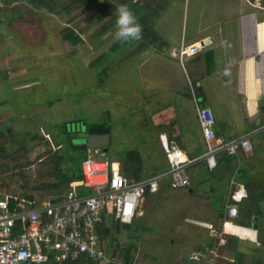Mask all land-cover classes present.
Returning a JSON list of instances; mask_svg holds the SVG:
<instances>
[{
	"label": "rangeland",
	"instance_id": "1",
	"mask_svg": "<svg viewBox=\"0 0 264 264\" xmlns=\"http://www.w3.org/2000/svg\"><path fill=\"white\" fill-rule=\"evenodd\" d=\"M255 1L262 6L263 0ZM139 2L141 7L146 8L145 14L148 12L149 19L152 17L150 28L143 27L144 37L147 38L144 40L151 45L139 48L140 41H136L133 46L114 53L111 69L107 75L100 77L97 71L101 69V64L90 68L89 63L115 41V21L111 28H104L110 24L111 17L90 27L85 24L84 8L72 13L60 10L57 15L46 16L43 12H34L25 4L0 0V125L11 127L17 137L34 126H40L41 133L48 140L51 137V143L55 145L51 134L57 131L58 126L53 127L55 124L82 120L72 124L75 130L76 124L80 127L81 124L107 122L111 125L113 138L112 148L108 151L110 158H119L132 151L142 160L143 175H149L167 163L153 121L158 120L166 127V123L176 119V113L171 108L164 110L161 117L153 118L154 111L172 105L174 101L178 105V117L190 116L194 120V108L196 110L198 103L193 97L196 95L194 81L188 83L190 89L185 87L189 72L186 60L179 57L183 43L178 50H174L177 56L167 45L162 47L159 43L165 40L172 45L186 32L190 34L206 24L216 25L217 21L229 17L230 8H239V3L234 4L232 0ZM229 2L233 3L232 7ZM8 7L13 10L8 12ZM205 10L207 15L204 16ZM10 15L16 16L9 18ZM228 22L227 28H235V20ZM66 27L74 29L82 41L73 45L64 40L62 34ZM153 32L160 37L158 40H154ZM162 79L169 84L167 90L165 87L158 90V85L163 84ZM229 79L230 72L227 79L224 76L215 77L206 92L207 103L213 108L218 123H221L219 126L224 123L226 134L242 130L244 124L242 101L245 95L240 94ZM188 92L192 93L194 101L184 96ZM175 130L179 131L178 126ZM80 135L86 136L84 132ZM82 142L83 139H74V145ZM29 145L31 159L46 149V144L39 147ZM88 150L81 152L87 155ZM201 178H205L204 175L193 171V196L189 194L188 188L191 186L173 189L165 181V187L156 194L151 204L143 200V206L148 208L147 216L138 218L129 229L121 226L118 237L122 245L137 240V249L133 251L137 263L154 264L152 262L157 261L160 264H187L185 260L189 250L187 247L182 250L180 246L185 244L183 238L186 229L193 225L188 226L184 217L199 210L205 212L206 190L213 181L211 179L198 186ZM220 180L218 187L223 189L225 179ZM212 196L211 202L219 206V195ZM189 197L194 203H188L192 209L185 206ZM110 246L111 252L119 251L117 240H111ZM158 249L161 252H157ZM179 254L186 255L185 259L181 261L175 258Z\"/></svg>",
	"mask_w": 264,
	"mask_h": 264
},
{
	"label": "crops",
	"instance_id": "2",
	"mask_svg": "<svg viewBox=\"0 0 264 264\" xmlns=\"http://www.w3.org/2000/svg\"><path fill=\"white\" fill-rule=\"evenodd\" d=\"M232 2L234 4L236 2L239 3V8H233V3L229 2L232 7L229 9L231 14L228 18L225 17L223 20L217 21L215 23L217 26L213 23L202 26L199 25V29H195L193 32L191 31L190 34L186 32L181 36L179 41L176 40L172 45L161 39L165 41L169 50L173 52L175 49L178 50L182 43L190 44L192 42H203L205 39H210L199 53L188 56L185 59L188 64L189 72V79L185 87H189L190 89L188 83L190 80L194 81L196 88L200 86L202 95H200L199 98L198 91L195 89L196 95H193V97L195 96L197 103L198 99L205 100L206 106L211 107L207 103L206 97L207 89L211 86L210 81L215 77L221 78L222 76L227 79V73L230 72V79L228 81L232 82L238 88L240 94L245 95V100L242 101L244 109L243 129L235 131L232 134H226L224 133L226 129L224 123L219 126L221 123H218L219 120L214 115V131L218 137L232 139L233 137L255 130L250 137L253 146L251 154H245L240 151L237 155H233L236 157V164H232L234 167L228 164H219L215 169L211 170L208 168L204 159L195 161L190 166L189 169L205 177L201 178L198 186L211 179L214 182L212 181V184L208 186V191L206 190L205 212L199 210V212H196L199 214L192 212L187 217H184L185 223H187L188 226L193 225L192 228L186 229L187 232L184 234L185 238H183V240L186 245L180 246L182 250L186 247L189 250V254L187 256L185 255L187 257L185 263L187 264H264V109H262L264 108V12H257V10L264 11V6H259L258 1L255 0H232ZM203 12L204 16L207 15L206 10ZM151 18L149 19V25L152 24ZM156 18H158V16H156ZM231 20H235L236 22V26L233 29L227 28L228 21ZM143 34H145V32H142V36ZM143 40L144 37L139 41L142 42ZM148 45L151 44L149 43ZM256 46H258L256 51L259 53L258 64H256V56L253 55L256 53ZM209 51H212L214 58L211 73L207 72L205 56ZM250 59L254 62V77L258 81L259 88V93L257 94L255 105L252 109L249 107L250 99L246 89L248 81L246 80L248 78L247 63ZM202 62L203 64H201ZM161 81L163 84L158 85V90L164 87L165 90H167L169 84H167L164 79ZM154 82L157 83L158 80ZM184 96L188 97L187 94H184ZM191 99L194 101L193 98ZM177 106L178 105H175L173 101L172 105H165V108L161 110L158 108L153 113V118L157 116L161 117L164 110L168 111L171 108H174L176 113V119L166 123L168 124L166 127H162V123L154 119V126L161 125V131H158L160 143L161 137L163 136L167 138L168 141L175 143L190 158L203 155L205 152V143L197 115L194 117V120L190 116L187 118L181 115L180 118L178 117L179 112ZM211 109L213 110L212 107ZM194 111L196 112L195 108ZM177 126L179 128L178 132L175 130ZM255 133L257 134L256 136ZM199 148L200 150L202 149V151H200ZM161 170L162 167L154 172ZM226 177L228 178L226 179ZM221 178L225 179L223 189L218 187ZM231 181H233V183H231ZM164 187L165 184L161 186L160 191H162ZM188 189L190 196H193L194 187L191 186ZM233 191L237 192L235 194L237 196L243 195L244 193H246V196L243 197L240 202H237L238 215L229 218L227 215V205L231 202L230 197ZM159 192L146 195L144 201L151 204L152 200ZM212 195H219V206L216 207V205L213 204L214 202H211L213 201ZM185 202H187L185 205L186 207L187 205L191 207V205L188 204L189 202L194 205L191 197ZM192 208L193 207L189 209ZM147 211L148 208L142 204L139 208V213L136 215V220L140 217L147 216ZM222 213L227 215L224 220L221 218ZM229 220L233 221V223H225ZM145 229H147V227H145ZM223 230L227 232V241L225 244H220L217 233ZM199 250H206L208 256L202 260L192 259V253ZM156 251L161 252V249ZM211 251H216L218 255L215 256ZM179 255H175V258L181 259V261L185 259V256ZM209 258H212V260L210 261ZM152 263L160 264L157 261ZM175 264L179 263L176 262Z\"/></svg>",
	"mask_w": 264,
	"mask_h": 264
},
{
	"label": "built area",
	"instance_id": "3",
	"mask_svg": "<svg viewBox=\"0 0 264 264\" xmlns=\"http://www.w3.org/2000/svg\"><path fill=\"white\" fill-rule=\"evenodd\" d=\"M210 39L182 45L181 60L199 53ZM173 54L175 56L176 52ZM196 115L205 143L203 155L190 158L172 141L161 137L169 168L141 178L129 177L121 163L112 160L103 148H89L82 161L83 177L70 183L58 196L44 198L40 203L25 199L12 201L0 198V264H62L86 256L92 264H121L99 246L97 226L104 214L113 216L114 225L131 223L147 194L156 193L168 181L173 189L190 185V166L204 159L209 169L218 165V155L251 154L250 137L255 132L224 139L214 131L215 117L211 107L196 106ZM233 183V181H231ZM227 205L229 218L238 215V205L246 193L235 195ZM233 221L229 220L225 223ZM227 232L217 233L225 244ZM215 256L216 251H211ZM206 250L194 251L192 259L202 260ZM213 258V257H212ZM212 258H209L211 261Z\"/></svg>",
	"mask_w": 264,
	"mask_h": 264
},
{
	"label": "trees",
	"instance_id": "4",
	"mask_svg": "<svg viewBox=\"0 0 264 264\" xmlns=\"http://www.w3.org/2000/svg\"><path fill=\"white\" fill-rule=\"evenodd\" d=\"M13 1L25 4L31 10H34V12H43L46 16L48 14L57 15L60 10L72 13L80 8H84L86 13L85 24L87 26L92 27L108 17H111L112 22L110 21V24L104 27L107 29L111 28L113 22L116 21L117 7L121 4H127L134 12L138 22L144 27V29L145 27L148 29L150 28V20L147 15L148 12L145 14V7L142 8L140 6V2L137 0H11V2ZM262 5L264 6V0ZM8 8V12L13 10L10 9V7ZM14 16L16 15H10L9 18H14ZM70 20L71 19H69V21ZM142 37H144V34ZM62 38L73 45L82 41V37L70 27H66L63 30ZM153 38L154 40H158L160 37L153 32ZM135 42V40L127 42L115 40L105 51L90 61V68H95L96 65L100 63L101 69H98L97 74L100 77L103 74L107 75L112 66L113 54L133 46ZM148 44V40H143L140 42L139 48H146ZM159 45L163 47L166 43L165 41H162ZM134 50L139 49L135 48ZM205 56L207 72L211 73L214 63L212 51L207 52ZM187 96L192 98V93L188 92ZM198 104L201 107L206 106L205 100L198 99ZM76 121L81 122L82 120H70L53 125V127L58 126L57 131L51 133L54 138L55 145L51 143V137L50 140H48L44 134L41 133L40 126H34L31 130H27L25 133L20 135V137H17L18 135L14 133L11 127L0 125V198L9 196L12 201L25 199L37 204L46 197L61 195L69 189L72 181L79 180L83 177L82 161L87 157V155L86 153L82 154L81 151L84 149L74 145L75 138L71 137L72 133L83 132L82 124L80 127L76 124L75 130L73 129L72 124ZM104 124L108 125L112 131L109 123L106 122ZM92 125L96 124H86L85 126L87 128V126ZM46 126L48 127V125ZM155 128L157 131H161V125H158ZM29 144H33L34 147L46 144V149L37 155L36 158L31 159L29 154V146L31 145ZM111 159L119 161L121 163L122 171L129 177L141 178L145 176L143 175L144 166L142 160H139L132 151L127 152L124 156L122 155L119 158ZM136 159H138V162H136ZM166 162L167 163L162 165L161 171L169 168L168 160ZM234 163L236 164L235 156H229L226 154L218 155V165L228 164L231 166ZM189 172L191 185L193 171L189 169ZM155 173L157 172H152L150 174L152 175ZM226 216L227 215H225V213H222V220H224ZM135 221L136 216L133 218L131 223H118L117 225H114L113 216L111 214H104L103 221L97 226L96 231L98 234L99 246L104 249L115 260V262H119L121 264L137 263V257L133 254V251L137 249V240L135 239L134 241H130L127 245H122L119 242L120 239L118 237L121 233V226L129 229L133 224H135ZM128 238L132 239L130 236ZM111 240H117V248L119 251L114 250L111 252ZM62 264H92V262L84 255L77 260H67Z\"/></svg>",
	"mask_w": 264,
	"mask_h": 264
},
{
	"label": "clouds",
	"instance_id": "5",
	"mask_svg": "<svg viewBox=\"0 0 264 264\" xmlns=\"http://www.w3.org/2000/svg\"><path fill=\"white\" fill-rule=\"evenodd\" d=\"M116 14L114 39L120 42L141 40L143 27L129 6L119 5Z\"/></svg>",
	"mask_w": 264,
	"mask_h": 264
},
{
	"label": "water",
	"instance_id": "6",
	"mask_svg": "<svg viewBox=\"0 0 264 264\" xmlns=\"http://www.w3.org/2000/svg\"><path fill=\"white\" fill-rule=\"evenodd\" d=\"M256 48H258V46L255 47V52L253 55H255L256 57V64H258L259 62V56L256 51ZM200 86H198L196 88V90L198 91V95H202V92L200 91ZM82 131H86L87 133V137L85 139L84 142H82L81 144H78L76 146H78L79 148L82 149H89V148H103L105 151H108V145L110 144V127L109 126H103V125H92L89 126L88 128H86V126L83 124L82 125ZM77 133H72L71 137H76Z\"/></svg>",
	"mask_w": 264,
	"mask_h": 264
},
{
	"label": "bare ground",
	"instance_id": "7",
	"mask_svg": "<svg viewBox=\"0 0 264 264\" xmlns=\"http://www.w3.org/2000/svg\"><path fill=\"white\" fill-rule=\"evenodd\" d=\"M254 62L250 59L247 63V91L249 95V107L250 109L253 108L255 105V99L257 97V94L259 93V88H258V81L254 77ZM262 78V77H261ZM263 81V79H262Z\"/></svg>",
	"mask_w": 264,
	"mask_h": 264
},
{
	"label": "flooded vegetation",
	"instance_id": "8",
	"mask_svg": "<svg viewBox=\"0 0 264 264\" xmlns=\"http://www.w3.org/2000/svg\"><path fill=\"white\" fill-rule=\"evenodd\" d=\"M96 125H103V126H108V125H106V124H104V123H98V124H96ZM89 126H87V128H88ZM84 133H85V135L86 136H84V137H82L81 135H80V133H78L77 132V136L76 137H74L75 139H83L84 141H85V139H86V137H87V133H86V131H84ZM110 135H111V138H110V144L108 145V151L112 148V143H113V138H112V131L110 130Z\"/></svg>",
	"mask_w": 264,
	"mask_h": 264
}]
</instances>
